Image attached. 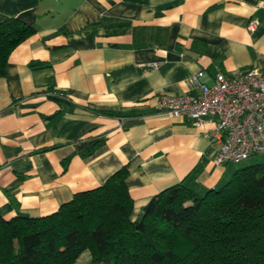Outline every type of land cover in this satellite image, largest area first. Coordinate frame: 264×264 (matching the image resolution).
<instances>
[{
	"label": "crops",
	"instance_id": "1",
	"mask_svg": "<svg viewBox=\"0 0 264 264\" xmlns=\"http://www.w3.org/2000/svg\"><path fill=\"white\" fill-rule=\"evenodd\" d=\"M261 1L0 0V21L35 28L0 76V215L49 214L123 165L133 217L182 180L227 179L215 117H171L158 99L193 91L197 73L208 84L219 72L264 73ZM72 264H92L90 251Z\"/></svg>",
	"mask_w": 264,
	"mask_h": 264
},
{
	"label": "trees",
	"instance_id": "2",
	"mask_svg": "<svg viewBox=\"0 0 264 264\" xmlns=\"http://www.w3.org/2000/svg\"><path fill=\"white\" fill-rule=\"evenodd\" d=\"M34 32L16 17L0 21V76ZM128 174L123 165L46 215H0V264H72L84 249L92 264H264V161L215 187L170 185L144 205L139 223Z\"/></svg>",
	"mask_w": 264,
	"mask_h": 264
},
{
	"label": "built area",
	"instance_id": "3",
	"mask_svg": "<svg viewBox=\"0 0 264 264\" xmlns=\"http://www.w3.org/2000/svg\"><path fill=\"white\" fill-rule=\"evenodd\" d=\"M264 8V1L259 3ZM257 21L248 28L253 30ZM192 75L193 91L161 95L158 109L171 117H186L199 124L215 117L212 136L219 142L214 162L218 165L239 163L264 154V73L249 67L232 74L217 73L211 84Z\"/></svg>",
	"mask_w": 264,
	"mask_h": 264
},
{
	"label": "rangeland",
	"instance_id": "4",
	"mask_svg": "<svg viewBox=\"0 0 264 264\" xmlns=\"http://www.w3.org/2000/svg\"><path fill=\"white\" fill-rule=\"evenodd\" d=\"M264 161V154L260 155H255L251 156L250 158L238 163V164H233V163H228V167L231 171L235 170L236 168L244 165H249V164H254V163H259ZM229 172V171H228Z\"/></svg>",
	"mask_w": 264,
	"mask_h": 264
},
{
	"label": "water",
	"instance_id": "5",
	"mask_svg": "<svg viewBox=\"0 0 264 264\" xmlns=\"http://www.w3.org/2000/svg\"><path fill=\"white\" fill-rule=\"evenodd\" d=\"M143 218V212H139L137 222L139 223Z\"/></svg>",
	"mask_w": 264,
	"mask_h": 264
}]
</instances>
